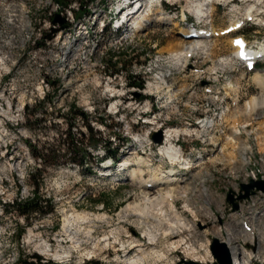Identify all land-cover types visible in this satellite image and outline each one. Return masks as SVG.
Wrapping results in <instances>:
<instances>
[{
    "label": "rangeland",
    "instance_id": "374dc122",
    "mask_svg": "<svg viewBox=\"0 0 264 264\" xmlns=\"http://www.w3.org/2000/svg\"><path fill=\"white\" fill-rule=\"evenodd\" d=\"M63 1L53 0L54 4L55 2L61 4ZM75 1L80 4L77 16L82 17L92 12L96 15L92 24L87 23L89 37H78L82 47L78 50L75 48L82 57L78 56L77 60L73 56L68 58L64 81L60 80L59 73L53 72L55 74L53 80L59 81V84L49 89L48 97L41 103L28 108L30 111L33 110V113L25 111L24 121H20L22 119H19L20 115H13L10 111L0 112V200L6 204L30 197L34 189L32 183L37 182L38 196L50 200L54 205L52 214L34 217L28 225L24 218L15 215L14 212L5 214L0 206V264L33 262L32 255L41 257L40 264H115L118 257H121L118 264H128L130 258L138 255L134 256L136 254L134 249L124 257L123 248L129 250L130 243L134 241L142 245L146 253L151 254L140 264H179L183 260L191 261L187 259L189 257L185 250L188 248L187 244L195 245L197 255L206 259L205 263L195 262L213 264L216 260L213 259L206 240L217 239L221 242L227 235L231 243L235 240L233 244L243 249L249 264L250 262L255 264V257L250 255L251 250L253 255L260 257L258 264H264L262 261L264 217L255 221V226L261 225V235L251 243L249 236L242 235L243 229L235 221L236 214L234 215L233 205L227 197L231 195L234 204L242 207L244 199H238L240 188L235 180L243 182V176L250 168L259 169L257 170L259 172L264 171V129L261 130L258 124H254L247 129H240V134L235 135L237 142L241 140L240 143L247 146L246 157L248 161L250 160L249 167L238 168L233 160L236 156L237 161L240 160V147H236L235 144V147H231L233 143L229 140V137H233L232 127L235 124L245 125L249 115H255L254 112L245 111L248 99L254 94L264 92L257 86L255 89L250 73L243 75L238 62L232 57L235 49H232L231 45L235 36H243L252 41L257 36L254 31L264 32V0H222L219 3L214 0L207 6L208 8L212 6V10H208L209 12L202 18H198L191 7L203 0H162L161 5L154 2L153 7L146 8L147 10L144 5L141 15L145 13L151 15L150 21H145L142 28L127 32L121 39L111 36L104 41L96 23L99 19L104 20L106 25L115 21L116 18L113 17L115 7L120 6V0ZM25 2L30 19L37 27L45 20L52 7L46 5L45 7L41 0ZM163 4L167 5L168 9H165ZM161 7L165 9L164 14L172 18L171 20L159 21V13L163 11ZM250 7L252 11L249 16L253 18L254 13L259 16L257 19H260V22H255L257 25L246 26L243 30L224 38L207 39L209 41H206V45L209 49H200L201 51L194 53L192 58L187 60L186 57L185 61L178 64L170 58V48H177L176 45L186 42H183L178 34L184 22L223 28L230 20L239 18ZM183 12L186 19L182 16ZM234 24L235 22L232 26ZM187 25L185 24L186 29ZM28 33L27 31L24 33L26 39ZM64 33L65 29L59 24H54L43 33L46 38L39 46L43 45L41 47L45 51L38 52L31 61L36 60L39 65L46 61L45 66L56 69L57 65L54 62L60 60L62 54L57 48L48 51L45 44L51 39L63 42ZM6 38L10 39L6 34L5 36L0 34V49L3 54L14 59L13 72L11 71L13 76L9 79L11 80L9 84H6L7 93L4 88L0 89V103L5 101V97L18 96L22 89L30 87L29 80H21L30 79L29 70H25L26 60L31 58L26 51L28 45L18 40L13 45L5 46L3 44ZM64 44L59 42L60 51ZM262 67L264 68V64ZM37 69L36 67V72ZM170 72L172 76L168 82L172 93H176L171 102L165 95L148 90L149 84L161 83L159 79L161 75L168 76ZM228 80H232L230 84L232 90L225 89V85L229 84ZM18 83H21V88L16 89ZM211 84L217 87L224 85L220 89L221 94L215 96L214 93L207 92L215 87L210 86ZM178 89H181V92H176ZM234 97L238 99L233 106ZM73 106L77 112L71 111ZM143 111H147L146 116L154 123L153 125L143 122L135 124ZM223 112L229 116H223L222 119ZM202 120H208L209 124L213 122L212 127L197 137L191 134L178 136L177 149H181L190 162L191 168L188 171L184 170L187 176L200 172L194 183H197V190L200 192L205 187L206 194L198 197L195 193L190 197L196 210L184 212V199L175 200L178 212L184 214L183 216L193 225V230L190 233L176 232L163 236L162 232L166 226L158 228V222L152 217H140L130 210L124 212L123 209L128 203L140 200L136 197L139 189L130 184L127 178L128 171H122L120 164L124 160L132 159L136 154H144L151 161L153 168L158 165L169 170L170 164L158 154V145L163 141L164 133L172 127H189L193 133L201 126L199 123ZM6 122H11V125H4ZM87 123L98 140L111 142L108 149L117 150L119 155L117 162H104L105 160L101 159L103 148L90 149L86 146L85 149L96 156V163L87 167L94 170L92 174L70 164L67 155L71 150L63 146L68 137L73 139H81L82 135L84 139L88 137ZM72 126L77 128L76 135L71 133ZM158 133L162 138L161 142L152 139V136ZM140 138L146 140L142 145L138 140ZM26 142L42 150L43 154H55L63 164L57 167L44 166L38 157L33 156ZM224 148L226 150L222 151ZM80 149L84 150V146ZM229 151L235 157L231 159L233 161L231 164L224 154ZM131 152L133 155H130ZM178 167L180 166L177 165L176 168ZM36 169H39V173L34 181H30L29 175L35 174ZM252 192L261 191L253 189ZM262 197L260 194L258 205L252 206H263ZM103 200L106 201L105 204L102 203ZM206 205L211 209L206 208ZM246 210L247 207L238 211L247 213ZM76 213L86 214L91 220L78 223L72 221L65 229L63 227L65 220L72 218L71 214ZM98 215H102L103 218L97 219L95 216ZM137 221L141 222V226L136 225ZM220 225L223 228L219 229ZM22 227L24 231L18 239L15 231ZM150 230L156 231L155 239H149ZM30 235L32 237H29ZM180 237H186V244L178 243ZM41 242L47 243L52 251L70 252L65 260L60 262L42 254L36 248ZM206 248L209 249L211 258L205 255ZM160 252L165 253V259L156 257Z\"/></svg>",
    "mask_w": 264,
    "mask_h": 264
},
{
    "label": "bare ground",
    "instance_id": "6f19581e",
    "mask_svg": "<svg viewBox=\"0 0 264 264\" xmlns=\"http://www.w3.org/2000/svg\"><path fill=\"white\" fill-rule=\"evenodd\" d=\"M213 1L214 0L200 1L197 4H194L191 7V10L194 12V14L196 16H198V18L199 17L202 18L203 16L206 15V12H209L208 10H210L212 8V6H211V8L210 7L208 8L207 6L212 4ZM220 1H222V0H216L215 2L219 3ZM41 3H43L44 6L46 5V6H51V7H53V6L59 7V4L56 2L54 4L53 0H41ZM120 4H122V3H120ZM22 5H23V7H17L16 12H15V9H8L7 2H0V8L2 6V9H8V10H1L2 14L0 17V34L1 35L3 34L4 36L6 34V36H8V38H10L9 40L6 38L5 44H3L5 46L13 45V44L17 43L18 40L21 41L23 44L25 43L26 45H28V43L32 42V40L34 39L33 34L37 33L36 24L33 22V20L30 19L28 6L26 5L25 0H22ZM251 11H252V8L250 7L249 10L246 11V14H248V16L251 15V13H250ZM149 12H150V10H149ZM141 13H142V11L141 12L138 11L136 13H133V15H132L135 18V20H133L135 30L142 28L144 26L145 21H148V20L150 21V18H149V16L151 15L150 13L149 14L145 13L144 15H141ZM183 15H184V12H183ZM207 15H208V13H207ZM94 16H95V13H93L92 16H90V15H85L82 17L76 16V17L72 18L70 26H65V28H64L65 29V33H64L65 37L63 38V42H61L57 39H55V41H54V43L60 42L62 45L66 41V44H64V46L61 49L62 57H60V60H56L54 62L55 65H57L56 69L53 67L45 66V62H41L40 63L41 65H39V64L37 65L38 69H37L36 73L37 74H44V81H48L50 76H52L53 72L59 73L60 80H62V81L65 80L66 73H67V67H68V65H67L68 58L70 56H73V58L76 57V60H77L78 56L82 57L81 53L79 51H77L78 49H80V47H82L78 41V37H80V36L81 37L82 36L83 37H89L90 34H89V30H88L89 28H88L87 23L89 25L92 24V22L95 21ZM158 17H159L158 18L159 21H168V20L172 19L170 17H167L163 12H160ZM236 22H239V21H235V23ZM187 28L188 29L193 28V24L187 25ZM26 31L29 32L28 33L29 35H27L28 36L27 39L24 36L25 35L24 33ZM99 31H101L100 28H99ZM19 35H21L23 37L21 38V36H19ZM65 38H66V40H65ZM11 39H15V40H11ZM206 41H209V40L200 38L197 40L186 41L184 44L182 43V44L176 45L177 48L171 47L169 56H170V58H172V60L177 62V64L180 63L181 61L183 62V61H185V58L187 57L188 54H190V53L194 54L197 51H199L200 49H202V50L209 49V48H207L208 46L206 45ZM260 41L261 42L259 43V45L255 46L256 49H260V48L264 47L262 44V41H264V39H261ZM75 47L77 48V50ZM214 49H215V46H214ZM233 49H235V50L232 53H236L239 50L238 47H233ZM246 53L252 54V55L253 54L257 55L256 51H251V50H246ZM167 59H168V57H167ZM221 60H217V61H221ZM13 62H14V59L10 55L6 56L5 54H3V52L0 49V72L1 73L9 72L8 66H10V76H8V82L11 81L9 79L12 78V76H13L12 75ZM237 62H238V66L241 67L242 70H244V65L239 61H237ZM51 68H53V69H51ZM254 75H255L254 76V82L258 84L257 87L259 89L264 90V75L262 74L260 76L258 73H255ZM171 76H172L171 72L168 76H166L165 74L161 75V78H159L161 83H157L155 85L149 84L148 90H151L152 93L165 95L166 99L169 102H171L172 98H175V96H176V93L175 94L172 93L171 85H169V82H168L171 79ZM53 81L56 83L55 85L59 84V81H55V80H53ZM49 89H46V96H41V101L44 100L46 97H48L47 95L49 93ZM225 89H231L232 90L231 85L226 84ZM178 90L179 91H176V92H181V89H178ZM10 97H13L15 106H19V105L24 104L23 93H21V94L19 93L18 96L11 95ZM10 97L9 98L5 97L6 98L5 101L3 103H0V112H4V111H10V113L12 112L13 99H11ZM262 108L264 109V92L263 91L258 93L257 95H255V94L252 95L248 99L245 111H246V113L247 112H249V113H251V112L261 113L263 111ZM237 110L235 111L236 113L239 111V110L238 111ZM227 111H229V110H227ZM236 113H235V116H237ZM24 114H25V112H21V114H19L21 116V117H19V119H21V118L23 119ZM18 116H16V117H18ZM223 116L225 117V116H229V115H227L225 112H223V114L221 115L222 119L224 118ZM212 123H210V124H212ZM150 124L153 125L154 123L150 122ZM199 125H201V126H199L197 130H194L193 133H192L191 129H189V127H187V128L172 127L170 130H168L164 133V135H163L164 139L158 145L159 146L158 147V154H160L162 157H164L167 160V162L170 164L169 170L166 168H161L158 165H157V167L153 168L151 161L144 154H142V155L136 154L135 157H132V159L124 160L120 164L122 171H128L127 178L129 180L130 184L139 189L138 196H136V197L140 200L139 202L128 203L123 209L124 212L130 210L131 213L137 214L140 217H144V216L145 217L146 216L152 217L154 220H156L158 222V225H157L158 228L159 227L162 228V226H166V229L162 232L163 236H168L169 234H175L176 232L190 233V231L193 230L192 229L193 225L190 224L189 221L187 220V218L183 216L184 214H181L180 212H178L179 211V209L177 208L178 204H176L175 200L184 199V206H183L184 212L189 211V210H196L195 207L193 206V202L191 201L190 197L193 196L195 193L198 194V197H202L204 194H206V191H205L206 189L204 187L205 185L203 186L204 188H203L202 192H200L197 190V183H194L196 176L197 177L200 176V172L193 173V174L188 175V176L184 172V170L188 171V169L191 168V166H189L190 162L185 157L184 153H182V150L177 149V142H175V140H174L175 137H178L180 135L190 136V134H191V135H195L196 137L199 134L203 135V133H206L208 131L207 129L211 127V126H209L208 120H202L199 123ZM246 127H247L246 125H241L237 128H234L233 137L228 136L230 142L233 143L231 147H235V146L240 147V150H239L240 151V160L237 161L238 156H236V158L233 157V153L230 151L227 154L224 153L225 157H227V159H228L227 160L228 163L231 164V163H233V161H235L238 168H240L241 166L249 167L248 165L250 164V160L248 161V159L246 157V154H247L246 153L247 151L245 150L246 146L244 144H243L244 146L242 144L239 145L241 140L238 139L239 141L237 142V138L235 136V135L239 134L240 129H245ZM259 127L261 130L264 129V121L258 124V128ZM259 136H261V135H259ZM228 137H226V138H228ZM145 141L146 140L143 138L139 139V143H141V145L144 144ZM226 141L228 142V140H226ZM234 144H235V146H234ZM221 150L225 151L226 148L221 149ZM130 155H133L132 152L130 153ZM232 158H235V159L233 161H231ZM177 165L180 167L176 168ZM237 166H235V167H237ZM148 172H150L151 174H148ZM249 176L250 177H260V172L254 168H250L245 173V175L243 176V179H245L246 177H249ZM202 182L203 181H201V183ZM262 196L263 197L261 198V204L263 206L256 207V206L250 205V207H247V210H246L247 213H244L242 211L236 212V217H235L236 220L235 221L237 222V224L242 229H244L243 226H245V221H250V219L252 217V224L253 225L246 226L247 227V233L253 232L254 231L253 226H255L254 225L255 221L264 217V195L262 194ZM206 208L211 209L209 205H206ZM71 215H72L71 216L72 218H68L64 222L63 227L65 229L68 228L69 223L72 221L78 223L80 221L83 222V221L91 220V217H89L86 214L81 215V214L76 213V214H71ZM95 217L97 219L103 218L102 215H98ZM263 221H264V219H263ZM263 221L261 220V222H263ZM258 222H260V220ZM136 225L141 226V222L137 221ZM260 226L261 225L259 224L258 227H260ZM155 232L156 231H151V230L148 232L149 239H151V240L155 239V237L157 236V234ZM238 232H240V230ZM227 236H229V235H227ZM227 236H226V239H224V241H222V242L226 243L228 250H229V253H230V257L234 259V264H249V261L246 260V258H245V252L243 251V249L240 248L237 244H235V245L233 244L235 242V240L233 241V243H231V240ZM29 237H32V236L30 235ZM233 239H234V237H233ZM177 241L179 244H186V242H187L186 237L185 238L180 237V239H178ZM130 244H131V246L129 247V250H126L125 247L123 248L124 257H127L130 254V252L133 251L134 249H135L134 252L136 253L134 256H136V255H138V256H136L135 258L134 257L130 258L128 260L129 261L128 264H140L142 262V260H144L145 258H147L148 256L151 255V254L146 253L143 250L142 245L135 243V241L130 243ZM194 246H193V244L192 245L191 244L186 245V248L188 247L187 249H185L186 254H187V256H189L187 259L197 261L200 263H205L206 259L204 257H201L200 255H197L198 251ZM36 248H38L42 254H44L46 256H51L53 259L58 260L60 262L64 261L70 252L69 251L66 253H63V252L61 253L57 250L52 251L49 248V245L45 242L38 243ZM153 253H155V252H153ZM204 253L206 256H210V252H209L208 248H206V251ZM156 257L159 259L160 258L165 259L166 255L164 252H160L159 254H156ZM210 258H211V256H210ZM250 258L251 257H249V259ZM120 259H121V257H118L116 259L117 263H115V264H118V260H120ZM250 264H252V262H250Z\"/></svg>",
    "mask_w": 264,
    "mask_h": 264
},
{
    "label": "built area",
    "instance_id": "2783aa9c",
    "mask_svg": "<svg viewBox=\"0 0 264 264\" xmlns=\"http://www.w3.org/2000/svg\"><path fill=\"white\" fill-rule=\"evenodd\" d=\"M0 2H7L8 9H16L17 7H23L22 5V0H0ZM59 7H52L50 8V11H48V16L45 18L44 21H41L40 24L37 25V33H34V39L32 42L28 43L27 50L28 51V56L30 55V60H26V66L27 69L30 72V79H22L21 80H29L30 81V87L29 89H22L23 97H24V104L15 106L14 105V99L13 97H10L13 99V106H12V112L13 115H19L21 112H25L28 108H31L32 106L36 105L37 103H41V96H46V89H49L51 87H54V76L55 74H52L51 80L44 81V74H36V67H38V63H36V60L31 61L33 58H35L36 54L38 52H44L45 50L42 49L40 45L41 41H44L46 36L43 35V33H46L49 29L53 27L52 23V18L55 15H59L61 18L65 19V24L66 26H70L72 18L76 17L79 10H80V4L76 2L75 0H64L63 2L58 3ZM8 9H0V14L1 10H8ZM15 40V39H11ZM262 44L264 46V41H262ZM46 48L48 51H51V48H57L58 52H61L59 50V43H54V39H51L46 42ZM16 54V52H15ZM46 62V61H43ZM9 67V72H0V89H3L6 91V84H9L8 82V76H10V66ZM21 88V83H18L16 86V89ZM7 93V91H6ZM12 115V116H13ZM21 121H24V119H21ZM11 125V122H6L4 125ZM77 128L75 126L71 127V133L72 135H76ZM259 170V169H257ZM264 171L262 172L260 170V177H246L244 181L238 182L237 186H239L240 183H248L249 180H255V179H264L263 177ZM261 193H256L252 196H250V199L245 200L243 202V206L239 207V209H244L246 207H250V205H258V200L259 196ZM238 209V210H239ZM238 212V211H236ZM234 212V215L236 214ZM252 224V217L250 221H245V226L243 229V236H249L250 242L255 236V233H259V227L258 226H253L254 227V232L247 233V227L246 226H251ZM246 227V229H245ZM220 228H223V226L220 225ZM252 243V242H251ZM250 255L252 257H255V264L258 262V258L255 255H253V250H251Z\"/></svg>",
    "mask_w": 264,
    "mask_h": 264
},
{
    "label": "trees",
    "instance_id": "16d2710c",
    "mask_svg": "<svg viewBox=\"0 0 264 264\" xmlns=\"http://www.w3.org/2000/svg\"><path fill=\"white\" fill-rule=\"evenodd\" d=\"M106 28L103 29L101 32L102 35H107ZM56 83L54 82V85ZM29 112L30 110L27 109ZM72 112H77V110L74 109V106L71 108ZM30 112L33 113V110ZM29 112V113H30ZM36 123V119L34 120V124ZM87 128L89 131L88 137L84 139L83 135L81 139H73V138H67L65 142H63V146H66L68 150H71V153L68 156L70 164L73 166H77L81 170L84 169L87 171V173L92 174L94 172L93 169H87L88 165H93L96 159V156H93L92 152L85 149L86 146H89L91 149L96 148H103V153L106 158H110L113 160V162H117L119 159V155H117V150H109L108 146L111 145V142L108 140H98V137L94 135L93 129L91 126L87 123ZM28 148L31 150L33 156L38 157L44 166L49 167H57L63 164L62 161L59 160V157H57L55 154L47 153L43 154L42 150H38L37 148L33 147L30 142L26 143ZM81 146H84V150L80 149ZM101 159H103L101 157ZM96 163V162H95ZM35 174L29 175L30 181H34L36 178V175L39 173V169H36ZM33 184V191L32 196L25 197L22 200H14L11 203H2L0 200V206L5 214L14 212L15 215L20 216L21 218H24L27 222V225L30 224V220H32L34 217H43L47 214H52L54 212V205L51 204L50 200L44 199L40 196H38V183H32ZM103 204L106 203L105 200L102 202ZM24 231V228H20L15 231L16 237L19 239L22 236V233ZM33 262H24V264H40L41 263V257L32 255Z\"/></svg>",
    "mask_w": 264,
    "mask_h": 264
},
{
    "label": "water",
    "instance_id": "95a60500",
    "mask_svg": "<svg viewBox=\"0 0 264 264\" xmlns=\"http://www.w3.org/2000/svg\"><path fill=\"white\" fill-rule=\"evenodd\" d=\"M53 20V24H59L62 26V28H65V19L61 18L59 15H55ZM152 139L155 140V142H161L162 138L160 134L158 133L156 136L153 135ZM253 189H256L258 191H261L264 193V181H251L248 185H241L240 188V194L238 196V199H246L249 198V195ZM244 193V194H242ZM228 200L232 203L233 209H237V204H234V198L231 195H228ZM210 252L213 257V259L216 260L213 264H232V258L230 257V253L228 250V247L226 243L219 242L217 239H213L211 241L210 245ZM179 264H199L193 260L186 261L183 260Z\"/></svg>",
    "mask_w": 264,
    "mask_h": 264
},
{
    "label": "crops",
    "instance_id": "0c3cea01",
    "mask_svg": "<svg viewBox=\"0 0 264 264\" xmlns=\"http://www.w3.org/2000/svg\"><path fill=\"white\" fill-rule=\"evenodd\" d=\"M233 46V45H232Z\"/></svg>",
    "mask_w": 264,
    "mask_h": 264
}]
</instances>
